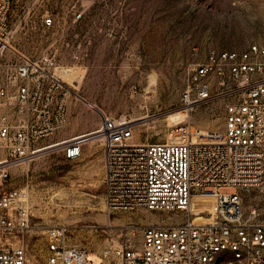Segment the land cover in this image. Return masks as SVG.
<instances>
[{
	"label": "built area",
	"instance_id": "2783aa9c",
	"mask_svg": "<svg viewBox=\"0 0 264 264\" xmlns=\"http://www.w3.org/2000/svg\"><path fill=\"white\" fill-rule=\"evenodd\" d=\"M11 2L0 0V264H28L26 239L40 229L29 188L13 183L49 150L77 162L89 145L103 149L111 213H166L169 223L141 230L123 224L98 252L69 244V226H51L45 264H264V45L210 50L188 65L181 100L223 102L220 142H139L128 116L111 117L76 95L97 111L100 126L41 145L67 128L72 91L55 57H32L13 46ZM52 23L47 15L44 25Z\"/></svg>",
	"mask_w": 264,
	"mask_h": 264
},
{
	"label": "rangeland",
	"instance_id": "374dc122",
	"mask_svg": "<svg viewBox=\"0 0 264 264\" xmlns=\"http://www.w3.org/2000/svg\"><path fill=\"white\" fill-rule=\"evenodd\" d=\"M47 15L50 26L44 25ZM10 23L19 52L53 56L60 68L84 75L77 83L63 77L72 91L69 99L78 101L79 95L111 117L128 116L137 141L215 142L225 130L223 102L185 105L186 70L210 50L264 45V0H12ZM57 135L40 144L57 142ZM103 158L98 145L86 147L78 162L49 150L28 177L13 183L29 188L33 224L40 226L26 239L28 264H45V231L51 226H69V244L98 252L123 224L141 230L169 223L166 213H111L104 199Z\"/></svg>",
	"mask_w": 264,
	"mask_h": 264
},
{
	"label": "crops",
	"instance_id": "0c3cea01",
	"mask_svg": "<svg viewBox=\"0 0 264 264\" xmlns=\"http://www.w3.org/2000/svg\"><path fill=\"white\" fill-rule=\"evenodd\" d=\"M67 109L68 126L64 131L60 132L56 136L55 140L57 142L87 134L98 128L101 124L99 115L97 113H87L84 107L78 103V101L69 99L67 103Z\"/></svg>",
	"mask_w": 264,
	"mask_h": 264
},
{
	"label": "bare ground",
	"instance_id": "6f19581e",
	"mask_svg": "<svg viewBox=\"0 0 264 264\" xmlns=\"http://www.w3.org/2000/svg\"><path fill=\"white\" fill-rule=\"evenodd\" d=\"M58 73H59V75H60V77L62 79L64 77L66 80H68L71 83H73L74 81H76V83H77V80L79 81L81 78L82 79L84 78V75H82V77H80V75L77 74V72L75 71V69L74 68H70V67H63V68H60L59 67L58 68ZM150 81H151V83H155V76L154 75L151 76V80ZM193 140L194 141H199L197 137H194ZM201 142H210V141H201ZM211 142H214V141H211ZM215 142H220V141H215Z\"/></svg>",
	"mask_w": 264,
	"mask_h": 264
}]
</instances>
